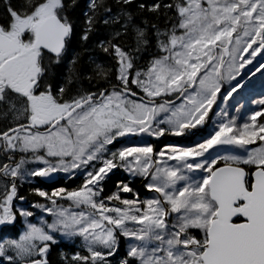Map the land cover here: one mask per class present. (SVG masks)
<instances>
[{
	"label": "snow or ice",
	"instance_id": "6c2138e0",
	"mask_svg": "<svg viewBox=\"0 0 264 264\" xmlns=\"http://www.w3.org/2000/svg\"><path fill=\"white\" fill-rule=\"evenodd\" d=\"M0 264H264V0H0Z\"/></svg>",
	"mask_w": 264,
	"mask_h": 264
},
{
	"label": "rangeland",
	"instance_id": "374dc122",
	"mask_svg": "<svg viewBox=\"0 0 264 264\" xmlns=\"http://www.w3.org/2000/svg\"><path fill=\"white\" fill-rule=\"evenodd\" d=\"M257 59H259V57H258ZM253 63H255V61H254ZM246 67H247V69H246L245 71H247L248 68L251 67V66H245V68H246ZM245 71H244V72H245ZM242 74H243V70H242ZM261 82H262L261 76H260L259 73H257V75L253 78V83H254V85H255V90H256V91H259V90H260V84H261ZM206 131H211V124H209V126H208V128H207ZM199 135H200V134H197L196 136L191 137V139H199ZM174 139H176V140H180V139L177 138V137L174 138ZM60 175L62 176L63 174H60Z\"/></svg>",
	"mask_w": 264,
	"mask_h": 264
},
{
	"label": "trees",
	"instance_id": "16d2710c",
	"mask_svg": "<svg viewBox=\"0 0 264 264\" xmlns=\"http://www.w3.org/2000/svg\"><path fill=\"white\" fill-rule=\"evenodd\" d=\"M121 175H123V174H121ZM77 182H78V181H77ZM68 183H70V182H68ZM136 183L138 184V183H139V181H136ZM26 187H28V186H27V185H25V188H26Z\"/></svg>",
	"mask_w": 264,
	"mask_h": 264
},
{
	"label": "flooded vegetation",
	"instance_id": "af4514ba",
	"mask_svg": "<svg viewBox=\"0 0 264 264\" xmlns=\"http://www.w3.org/2000/svg\"><path fill=\"white\" fill-rule=\"evenodd\" d=\"M25 189H27V187Z\"/></svg>",
	"mask_w": 264,
	"mask_h": 264
}]
</instances>
